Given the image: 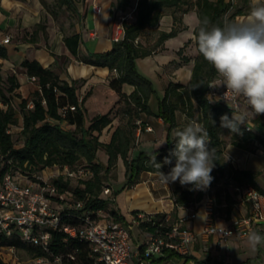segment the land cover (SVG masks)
I'll return each mask as SVG.
<instances>
[{
    "label": "trees",
    "instance_id": "obj_1",
    "mask_svg": "<svg viewBox=\"0 0 264 264\" xmlns=\"http://www.w3.org/2000/svg\"><path fill=\"white\" fill-rule=\"evenodd\" d=\"M60 4H68L70 0H58ZM115 5L120 8L130 5V0H116ZM228 0H137L134 9V20H123L124 36L119 41H114L112 47L101 53H92L81 58L85 63L96 66H105L111 71L108 84L119 95V103H123L122 113L127 116L124 126H117L112 132L108 143L98 140L97 134L111 122V111L99 114L91 118L88 124L85 123L84 111L80 107V102L76 94V86L72 81L59 78V75L52 69V66L44 67L37 60L24 59L19 66L24 69L28 76H34L37 84L30 98H21L20 109V133L22 143L15 146L8 128L18 122L16 111L11 103V96L16 95L14 90L19 87L15 74H8L5 79L0 75V176L9 174L14 180L19 176H26L32 181H36L35 175L41 174L46 168L67 166L71 169L78 167H89L91 175L77 180L76 185H71V180L62 175L52 180L57 191L70 190L74 200H81L83 208L72 209L70 215L64 217L66 223L74 225L78 223L76 215L82 212L95 216L98 210L107 212L109 217L115 221H120L128 225L124 217L110 205L112 200L102 196V190L106 186L104 182L105 174L108 173L119 155L125 165L126 182L124 187H131L138 181L139 173L143 170L157 171L150 160L153 155L156 162L163 165L165 157L174 160L170 156L175 149V131L191 121L203 124L211 139L208 149H216L214 164L211 173L214 177L210 187L214 188L212 201V212L214 207L219 206L227 216L234 203L233 188L235 186H253L259 193L264 194L263 189L257 184V172L249 169H239L228 164L224 160V148L226 137L229 142L237 147L253 151L254 142H262L260 134L263 128L259 127L258 132H245L241 126L239 131L233 133L228 128L221 127V117L227 115L232 118L230 110L217 102L209 103L206 98L208 84L214 78L215 69L204 60L198 53L196 41V55L193 59L190 79L186 84L170 82L165 87L164 96L159 99L151 85L145 78L141 77L135 68V59L154 52L160 44L168 37L174 36L180 29L174 22L181 23V16L173 14V26L171 30L159 32L156 39L148 44H142L138 40L139 33L146 27L156 24L161 17L163 7H173L174 11L186 12L195 6L198 19L208 17L212 24L223 27L222 14L228 9ZM184 6V7H183ZM241 13V8H235L229 15L232 18ZM41 25L37 24V27ZM196 35V27L194 36ZM135 40H137L135 42ZM65 45L73 55L77 54L78 35L73 33L63 37ZM183 47L177 50L181 56ZM57 56H55L56 59ZM0 58H6V49L0 45ZM187 61L186 56L181 57ZM128 83L134 86L129 95L121 92V85ZM154 95L157 100L156 115L167 125L168 133L174 129V135L162 149L151 152H141L134 159L127 160V153L133 141V129L135 120L140 113L151 114L148 107V99ZM31 103V107L28 104ZM74 105L75 110L67 111L65 120L71 124V128H64L60 125V108ZM177 111L183 112L186 117L185 124L178 126L176 121ZM57 121V122H55ZM98 148H103L108 155L107 166L94 161ZM224 182H221V180ZM193 185L176 187L173 190V201L175 206L199 203L205 193L199 190H190ZM232 189V191H231ZM134 219L137 212L133 211ZM98 218H102L99 216ZM164 213H156L149 216V220L138 223V228L150 233L152 236H165L169 231L171 221L165 219ZM262 235V233L260 232ZM175 241V238H169ZM7 247L22 248L31 254V258L43 257L52 260L59 255L68 264H93V259L89 255L88 245L85 241L69 238L61 231H51L48 241V251L40 246L30 244L21 239L18 229H14L10 236L0 234V264H10V257L4 254ZM144 244L139 246L141 251ZM153 256L152 260L157 264H162L170 258L182 259L183 264L194 259L190 254L176 253L172 249L164 248L159 254ZM73 256V259L70 258Z\"/></svg>",
    "mask_w": 264,
    "mask_h": 264
},
{
    "label": "crops",
    "instance_id": "obj_2",
    "mask_svg": "<svg viewBox=\"0 0 264 264\" xmlns=\"http://www.w3.org/2000/svg\"><path fill=\"white\" fill-rule=\"evenodd\" d=\"M246 1L250 6V0ZM115 2L116 0H77L75 2L76 5L72 9L73 18L68 22V26L63 29L64 31H56L53 19L48 13H46L45 17L39 0H0V45L6 49V58H0V75L5 79L8 74H15L19 83V87L14 90L15 97L18 99H29L31 93L37 89V84L32 82L24 73V69L19 66L22 60H37L44 67L52 66V69L59 75L60 79L67 81L69 84L72 81L74 82L80 107L84 111L86 124L94 116L112 110L111 122L100 133L94 132L97 134L98 140L105 144L110 141L112 132L117 126L125 125L127 116L121 111L123 103L118 102L119 95L109 87L108 80L111 71L108 67L85 63L81 58L92 53L105 52L112 47L114 42L112 38L114 24L119 15H126L128 21L134 20L136 2L133 7L127 5L124 9L117 7ZM92 5L101 7L99 14H92ZM241 5L240 0H235L232 11L235 8H241ZM174 9L173 7H163L159 21L152 26H146L137 38L142 44L153 42L159 32L171 30L173 14L180 15L181 23L174 22V25L180 27L177 34L165 39L151 53V56L155 57V55L171 53L173 55L166 62H173L174 65L185 64L190 69L191 74L193 59L197 53L194 45V29L198 20L195 6H192L186 12L174 11ZM243 11L241 9V13L235 15L231 21L246 19L250 8L247 13ZM37 24L41 25V28L42 24L46 25L44 28L45 35L41 34L40 27L36 28ZM73 33L78 35L76 55L70 52L63 41L64 36ZM152 35L154 37L150 40ZM6 37L9 38V41L3 42ZM40 42H44L42 46L39 45ZM185 43L186 46L183 48L181 56L178 55V58H175L174 54ZM55 56H57L56 59ZM182 56H186L188 60L184 61L181 58ZM137 62L138 60L135 59V65ZM154 63L149 68L154 67L156 72H160V63L157 60ZM160 65L167 66L165 63ZM187 82L180 83L186 84ZM162 88H165L162 83L159 89L153 88L158 98ZM133 89L130 84L123 83L121 85V92L125 95H129ZM154 97L152 95L147 103L151 114L140 113L139 118H136V120H141L142 124L140 130L137 129V126L133 129V141L127 153V160L129 161L141 152L147 153L162 149L174 135V129L168 133L167 125L156 115L157 107L156 110L150 108L149 102ZM176 121L178 126H181L185 124L186 118H176ZM146 126L150 127V130H147ZM16 128L21 129V127ZM160 143L163 144L156 148ZM263 148L264 142H262L261 149L255 148V150L250 151L234 146L228 141L224 148V160L233 167L257 172L256 182L264 191ZM94 161L104 167L107 166L108 155L103 148L96 150ZM174 165L175 159L172 160L171 164H163L160 171L167 174ZM104 182L110 189V194H102V196L110 198L113 202L110 206L124 217L128 223L126 226L129 228L130 237H132V226L134 225L138 228V223L132 214L133 211L145 216L164 213L172 223L194 210L196 211L195 218L186 219L182 224L183 228L190 230L194 234L191 239V252L189 253L194 259L187 261L185 264H264L263 246H258V250L253 253L247 245V236L250 232L255 231L259 234L261 232L262 236H264V220L254 223L252 229L245 236L235 235L228 238L226 244L222 241H216L210 236L206 243L208 248L206 250L204 249V242L200 238V232L207 218L204 207L210 200L208 195L205 194L199 203L175 206L173 190L178 186L187 185L182 186L178 180L169 182L167 185L161 182L158 171L148 170L141 171L138 181L131 187H124L126 182L125 165L119 155L115 162L110 165L108 173L105 174ZM262 195L264 197V194ZM232 196L234 203L229 215L227 216L223 212L218 216H213L214 223L228 225L233 218L242 217L248 213L250 210L249 204L238 201L234 194ZM143 232L150 237V233ZM139 246L140 244L137 247H132L130 244L132 250H139ZM155 256L160 255L157 254ZM168 261L174 264H183V260L177 258H170L167 261H163L162 264ZM132 263V261H128L127 264ZM150 264L157 263L152 260Z\"/></svg>",
    "mask_w": 264,
    "mask_h": 264
},
{
    "label": "built area",
    "instance_id": "obj_3",
    "mask_svg": "<svg viewBox=\"0 0 264 264\" xmlns=\"http://www.w3.org/2000/svg\"><path fill=\"white\" fill-rule=\"evenodd\" d=\"M228 1L230 5L222 14L223 25L226 21H231L229 15L235 4V0ZM91 11L92 14H99L101 7L92 5ZM126 17V15L117 17L112 34L114 41L123 38V20ZM8 41V37L3 39V42ZM29 79L32 82L36 81L34 76L29 77ZM221 83L222 78L216 73L208 84L207 101L226 106L232 115V110L224 99L216 100L217 97H223L227 91L226 86ZM237 104L241 108L245 107L244 99L242 97L238 98ZM28 106L31 107V103ZM69 110H75V106L67 105L59 110L62 117L59 123L64 128L72 127L64 118ZM135 124L137 129L140 130L141 120H135ZM240 126L245 132H258L259 127L264 130V114L252 115L246 123ZM145 128L150 130V127L146 126ZM7 131L11 133L10 127ZM260 137L264 142V131L260 134ZM46 172L43 171L41 174L35 175L36 181L30 180L26 176H19L16 180L11 178L9 174L0 176V234L10 236L14 229H18L22 240L38 245L43 250L48 251L50 232L61 231L66 237L79 239L87 243L93 264H127L128 261H132L133 264H150L152 257L161 254L164 248L172 249L180 254L191 252V239L194 234L183 228L182 224L186 219H194L196 211L191 210L188 215L173 221L169 231L165 232L168 239L160 235H150L141 251L132 250L129 228L122 222L110 218L107 212L98 210L95 216L82 212L76 215L78 223L74 225L66 223L64 217L70 215L72 209H82L83 203L81 200H74L70 190L57 191L52 180L59 175L70 180L73 178L77 180L86 178L92 174L89 167L73 169L67 166L62 168L48 167ZM31 182L37 183V186L32 185ZM233 191L238 201L249 204L250 210L242 217L233 218L228 225H218L214 223L211 215L212 205L208 201L204 207L207 218L200 232V238L203 240L204 249L206 250L208 249L206 243L210 236L216 241H222L226 244L228 238L235 235L245 236L252 229L254 223L264 220V197L261 193L251 185L245 187L235 186ZM102 193L110 194V189L105 186ZM99 216H102V218H98ZM145 220H149V216L144 214H137L135 219L137 223ZM224 229L232 235H225ZM169 238H175V241L169 240ZM4 250H6L7 255H10L14 248L7 247ZM70 258L73 259V256H70ZM44 262L46 264H68L59 255L54 256L52 260L43 257L35 258V263Z\"/></svg>",
    "mask_w": 264,
    "mask_h": 264
},
{
    "label": "clouds",
    "instance_id": "obj_4",
    "mask_svg": "<svg viewBox=\"0 0 264 264\" xmlns=\"http://www.w3.org/2000/svg\"><path fill=\"white\" fill-rule=\"evenodd\" d=\"M194 39L198 53L215 69L227 89L216 100L224 99L233 114L231 119L221 117V127L236 133L250 116L264 114V2L250 0L247 18L226 21L223 27L212 24L208 17L198 19ZM241 97L245 101L243 108L237 104ZM175 138L177 143L170 154L175 157V165L167 174L160 171L162 165L156 162L155 155L150 160L161 182L168 185L178 180L182 186L193 185L190 190H207L214 179L211 173L216 160V149H208L211 139L207 129L191 121L175 131ZM163 163L171 164L172 160L165 157ZM247 245L255 253L258 246H264V236L250 232Z\"/></svg>",
    "mask_w": 264,
    "mask_h": 264
},
{
    "label": "rangeland",
    "instance_id": "obj_5",
    "mask_svg": "<svg viewBox=\"0 0 264 264\" xmlns=\"http://www.w3.org/2000/svg\"><path fill=\"white\" fill-rule=\"evenodd\" d=\"M137 0H130V5L129 7H133L135 2ZM42 9L44 11V15L46 17V13H48L50 15V17L53 19V24L55 26L56 31H64L63 29L66 28V26H68V22L70 21L71 18H73L72 15V9L74 8V6L76 5L75 2H77V0H70V2L68 4H60V2L58 0H39ZM240 4L241 5V9H243V12H248L250 6L248 5L249 3L246 0H240ZM178 14V13H177ZM45 26L42 24V28H41V34L45 35ZM155 32V30H154ZM177 34V33H176ZM175 34V35H176ZM151 35V32H150ZM174 35V36H175ZM155 36V34H154ZM152 35V37L150 36V40L151 38L154 37ZM173 37V36H171ZM169 38V37H168ZM44 42H40V46L43 45ZM47 45V44H45ZM171 53L168 54H162V55H155V57H152L151 54L145 55V56H140L137 57L136 60H138V62L135 65V68L138 72V74L145 78L146 80H148L152 87L158 88L160 87V84L162 83L163 85H165V87L170 83V82H174V83H185L189 80L190 77V69L188 68L187 65L183 64V65H174L173 62H166L167 60H170L171 58ZM175 58H178V54H174ZM145 60V62L143 63V61ZM158 63H165L167 66H162L159 64L160 66V72H156L154 70V67H151L150 65H152V63L154 62ZM155 65V63H154ZM158 71V70H157ZM1 77L3 78V76L1 75ZM128 84V83H126ZM131 85V84H130ZM133 86V85H131ZM134 88V86H133ZM165 93V88H162L160 91V96L159 99H161L164 96ZM11 103L16 111V114L18 115V122L16 125L11 126L10 130H11V136H12V140L15 146H19L22 143V136L20 133V130L17 129L16 127H20L19 122H20V109H19V101L20 99H18L17 97H15V95L11 96ZM157 103L158 100L156 97H154L153 100H150L149 105L150 108L152 110H156L157 107ZM0 106L4 107L3 104H1L0 102ZM176 118H186L185 115L183 114V112L181 111H177L176 113ZM16 126V127H15ZM226 141H229V136L226 137ZM262 148V142H254L252 148ZM255 150V149H254ZM44 173L46 172V169H44ZM262 179V178H261ZM221 182H224V180L222 179ZM77 183V179L73 178L71 179V185L74 186ZM32 185L37 186V183H33L31 182ZM264 184V183H263ZM204 193L206 195H208L210 197V204L212 205V201H213V195H214V188L213 187H209L207 190H204ZM213 207V205H212ZM221 207L216 206L214 207L213 211H214V216H218L220 214L223 213L222 210H220ZM131 235L132 237H130V244L135 247H137L139 244H144L148 239V235H146V233L143 232L142 229H138L136 226H132L131 228ZM264 249V246H263ZM4 254H6V250H3ZM10 257V262L11 264H46L44 263H35V259L31 258V254L22 248H15L14 251L8 255ZM263 258H264V254H263ZM133 264V263H132ZM164 264H174L171 261L168 262H164Z\"/></svg>",
    "mask_w": 264,
    "mask_h": 264
}]
</instances>
